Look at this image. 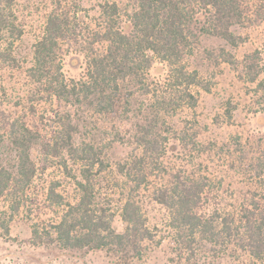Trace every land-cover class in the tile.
Returning <instances> with one entry per match:
<instances>
[{
	"label": "trees",
	"instance_id": "obj_1",
	"mask_svg": "<svg viewBox=\"0 0 264 264\" xmlns=\"http://www.w3.org/2000/svg\"><path fill=\"white\" fill-rule=\"evenodd\" d=\"M17 1L0 0L1 67L17 65L14 45L24 33L14 13ZM43 1H49L50 10L28 69L36 87L30 95L32 100L55 103L62 117L52 120L55 125L50 124L49 132L39 123L14 119L0 110V145L9 142L17 153L16 172L0 164V200L15 198V208L25 202L26 187L39 172L33 159L36 150L58 161L76 188L75 200L68 201L59 192L61 183L50 184L45 201L61 213L52 224L33 225L35 245L141 256L144 243H155L157 237L145 216L147 197L166 210L165 231L181 261L199 264L209 259L214 264L231 258L240 264H264V158H257L250 169L258 190L232 210L211 208L214 182L209 176L171 171L163 162L172 138L191 147L188 136L178 135L170 121L185 108H197L195 89L210 91L188 64L201 37H219L239 47L244 39L233 29L262 23L264 0H126L124 4L108 0L98 6L97 18L71 0ZM71 50L85 61L78 79L65 72V53ZM226 55L224 63L239 70L242 62ZM249 73V81L255 83L260 72ZM120 103L130 122L120 143L132 147L115 166L123 180L117 184L122 233L113 227L110 202L100 200L103 150L74 141L80 113L93 110L106 119ZM195 138L197 149L199 136Z\"/></svg>",
	"mask_w": 264,
	"mask_h": 264
},
{
	"label": "rangeland",
	"instance_id": "obj_2",
	"mask_svg": "<svg viewBox=\"0 0 264 264\" xmlns=\"http://www.w3.org/2000/svg\"><path fill=\"white\" fill-rule=\"evenodd\" d=\"M105 1L108 0H71L87 9L92 18L98 17V6ZM49 10V1L18 0L15 4L17 24L24 33L14 45L17 65L1 67L0 61V110L8 112L14 119H24L29 124L39 123L50 132L52 120H59L61 113L53 105L55 103L49 104L39 98L32 100L30 94L36 87L28 74L33 65L34 46L43 32ZM233 31L244 39L239 47L234 48L219 37L202 36L193 56L188 58L189 67L199 72L202 83L210 91L195 89L199 92L197 108H185L170 121L178 135L184 133L188 136L191 147L184 148L172 138L163 159L168 170L202 172L213 180L209 203L212 209L239 208L245 198L251 197L258 190V184L252 180L253 173H250L251 165L257 158H264V21L253 27H236ZM226 53L233 54L242 62L239 70L224 63ZM64 63L69 77L78 79L84 73V57L78 52L71 50L65 53ZM250 66H255L250 69L252 74L260 72L255 83L249 81ZM31 107H35L36 113ZM77 122L80 127L75 135L76 145L87 143L103 150L104 173L98 187L100 200L103 204L110 202L107 206L110 205L115 212L113 227L122 233L125 225L119 210L122 202L117 184H123V180L116 173L115 166L132 150L131 146L120 143L130 127L124 105L120 103L116 112L106 119L97 117L93 110H86L80 113ZM195 134L199 136L200 143L197 149L194 147L197 142ZM16 156L9 142L0 145V164L13 172H16ZM33 159L39 172L32 185L26 187L25 202L15 208V198L0 200V264H187L181 261L165 231L166 210L147 197H144L145 216L149 228L157 236V243H144L141 256L134 253L127 259L123 252L110 250L63 251L53 244L35 245L33 225L52 224L61 213L49 208L45 201L50 184L61 183L59 192L68 201L75 200L76 188L58 161L47 159L37 150L33 152ZM160 239L162 243H158ZM199 264L213 263L202 259ZM214 264L240 263L225 258Z\"/></svg>",
	"mask_w": 264,
	"mask_h": 264
}]
</instances>
